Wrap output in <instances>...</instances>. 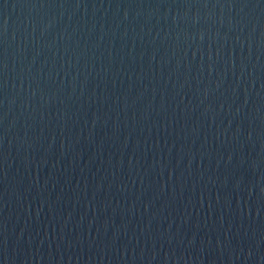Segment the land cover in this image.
<instances>
[{"label":"water","instance_id":"1","mask_svg":"<svg viewBox=\"0 0 264 264\" xmlns=\"http://www.w3.org/2000/svg\"><path fill=\"white\" fill-rule=\"evenodd\" d=\"M0 264H264V0H0Z\"/></svg>","mask_w":264,"mask_h":264}]
</instances>
